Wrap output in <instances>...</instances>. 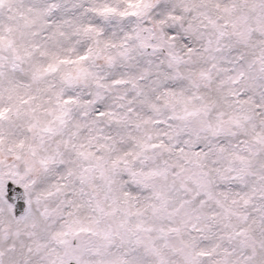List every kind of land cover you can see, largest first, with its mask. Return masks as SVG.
I'll return each instance as SVG.
<instances>
[{"label": "snow or ice", "instance_id": "snow-or-ice-1", "mask_svg": "<svg viewBox=\"0 0 264 264\" xmlns=\"http://www.w3.org/2000/svg\"><path fill=\"white\" fill-rule=\"evenodd\" d=\"M0 264H264V0H0Z\"/></svg>", "mask_w": 264, "mask_h": 264}]
</instances>
